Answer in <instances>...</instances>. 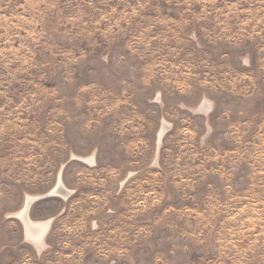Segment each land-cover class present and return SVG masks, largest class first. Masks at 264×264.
Instances as JSON below:
<instances>
[{"label":"rangeland","instance_id":"1","mask_svg":"<svg viewBox=\"0 0 264 264\" xmlns=\"http://www.w3.org/2000/svg\"><path fill=\"white\" fill-rule=\"evenodd\" d=\"M0 264H264V0H0Z\"/></svg>","mask_w":264,"mask_h":264},{"label":"bare ground","instance_id":"2","mask_svg":"<svg viewBox=\"0 0 264 264\" xmlns=\"http://www.w3.org/2000/svg\"><path fill=\"white\" fill-rule=\"evenodd\" d=\"M164 130L165 129L163 128V131L161 132L160 136L163 135ZM52 192L54 194H62L64 196H67V194H69V190L64 188L61 179L59 180L58 186ZM33 201H34V198L28 197L27 203L24 209H22L17 215L24 222L26 236L32 242L36 244L40 243L43 246L44 245L43 238L46 236V233L50 227V222L49 221L35 222L27 217L29 207L32 205Z\"/></svg>","mask_w":264,"mask_h":264}]
</instances>
